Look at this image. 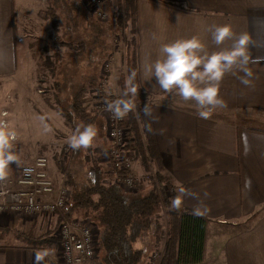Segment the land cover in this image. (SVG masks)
<instances>
[{
    "label": "crops",
    "instance_id": "0c3cea01",
    "mask_svg": "<svg viewBox=\"0 0 264 264\" xmlns=\"http://www.w3.org/2000/svg\"><path fill=\"white\" fill-rule=\"evenodd\" d=\"M134 1L138 83L149 96L162 173L182 206L210 220L204 257L193 264H264V0ZM22 2L0 0V82L18 73ZM225 23L237 35L247 32L252 56L261 59L250 64L251 86L224 75L219 95L227 106L205 120L192 103L171 99L147 80L142 64L156 59L161 43L180 37L196 35L210 51L229 48L232 38L215 45L207 31L209 25ZM55 223L51 214L24 217L0 211V264H33L39 250L49 253L44 264L58 258Z\"/></svg>",
    "mask_w": 264,
    "mask_h": 264
},
{
    "label": "trees",
    "instance_id": "16d2710c",
    "mask_svg": "<svg viewBox=\"0 0 264 264\" xmlns=\"http://www.w3.org/2000/svg\"><path fill=\"white\" fill-rule=\"evenodd\" d=\"M115 2L112 10L115 33L111 32L110 35L108 23L97 22L94 19V12L84 6L83 0H46L45 12L51 21L50 35L55 37L52 44L60 49L65 47L67 49L65 54L69 57L79 58L83 55L91 63L94 58L96 61L98 59L101 61L110 56L114 47H118L116 42L120 35L124 43L123 61L126 71L119 79L121 98L129 100L133 96L143 99L145 96L138 83L136 67L134 0H115ZM127 27L130 35L126 37ZM62 61L63 52L60 50H55L51 54L47 53L44 64L48 68V73L54 75L56 71L58 72ZM133 71L136 72V76L130 84L128 78ZM68 74L65 73L58 82L52 81L54 99H60V89L71 90L72 85L76 86L75 83L72 84V81L68 86L64 84V82L68 84L71 78H68ZM85 76V81L76 89L74 88L75 90L73 89L74 92L64 104L62 99L61 103H58L61 114L76 125L90 123L93 119L91 98L87 97V94L94 84L99 89L98 84L103 79L102 73L99 77L92 73ZM131 85L136 86V94L128 93L125 96ZM130 123L133 125L132 128L130 127L133 134L129 137L127 131L123 148L127 151L130 144L131 146L135 144L142 161L147 163L152 160L156 165V176L149 178L152 185L150 189L145 194L140 190L138 192L124 191L119 181L124 177L125 171L117 163L99 161L103 146L90 145L86 149L73 152L74 157L66 177V184L71 189L67 214L72 217V213H82L83 216L94 220L98 231L97 255L103 263L147 264L149 250L158 248L161 244L158 209L166 208L167 235L163 242L159 264L200 262L204 257L209 218L182 206L180 199L174 193L171 198L165 197L164 185L171 187L172 184L161 173L162 165L151 117L145 116L143 110L138 109ZM149 127L152 131L148 130ZM147 156L148 159H146ZM59 166L62 167V163H59ZM49 171L50 174L54 173ZM54 177L57 178L56 175ZM139 183L140 181H138V187ZM141 186L142 183L139 189H142ZM173 200L180 201L179 206H174ZM56 225L57 220L53 234Z\"/></svg>",
    "mask_w": 264,
    "mask_h": 264
},
{
    "label": "rangeland",
    "instance_id": "374dc122",
    "mask_svg": "<svg viewBox=\"0 0 264 264\" xmlns=\"http://www.w3.org/2000/svg\"><path fill=\"white\" fill-rule=\"evenodd\" d=\"M45 2L46 0H23L21 3V7L23 6V8L17 15V23L19 26L17 27L16 33L18 73L13 79L10 78L0 82V119L3 118L7 125L16 132V140L13 142V150L18 154L21 164L37 155H43L48 159L49 170L55 173L51 174L53 176L56 175V179H60V181H63L64 179L63 182L66 184L67 171L71 165L72 157H74V151L68 147L66 141L68 136L74 132L77 125L75 122L69 121L61 114L58 103H61L62 99L64 104L74 90L85 81V74L92 73L98 77L100 76V73L103 75L101 83L98 84L99 89L96 84H94L87 94V97L91 98L90 106L94 111L93 119L90 123L95 126L97 131V135L91 143V146H103L99 161L118 164V161H114L113 158L108 155L111 152L110 150H112L111 148L116 147L115 145L113 146V141L106 133L107 115L104 111V106H106V101L121 98L122 91L119 79L121 74H125L126 72L125 62L123 61L124 43L123 39L118 35L119 38L116 42L118 47H114L115 49L112 51V54L101 61H98L99 59L96 61L94 58L90 63L89 59L86 60V57L83 55H80L79 58L67 56L65 54L67 50L65 47L64 49H60L52 44L55 37L50 35L51 21L45 12ZM105 2V9L108 14L113 17L112 22H107L109 26V34L111 35V32L113 34L115 33V26H113L115 20L112 10L115 7L116 2L115 0H111L112 5L108 4L110 7L105 5ZM94 19L97 22H101L96 17H94ZM125 33L126 37L130 35L128 27L125 30ZM111 40L113 41V37H111ZM55 50L63 52V61L59 64L61 65L59 71H56L54 75H51L48 73V68L45 66L44 61L46 54H51ZM85 65H87V68ZM67 68H71L72 70L70 71ZM65 73H69L68 78H71L69 79L68 84H66V82H64V84L68 86L72 81V84L75 83L76 86L72 85L71 90L75 88L73 91L65 88L60 89V99L56 100L53 98L52 94V91H54L52 81L56 80L58 82L63 78ZM142 92L145 96L143 99H138L133 96L130 97L129 100L133 103L134 108L123 118L124 124H126L127 131L129 132V137L133 134L130 130V127H133L130 123L131 118H133V115H136L138 109L142 110L145 104H149V96L143 90ZM169 97L178 102L181 101V103L185 102L172 93H170ZM187 103L189 104L191 102ZM2 111H6L3 116H1ZM126 150V152H128L126 154H128L130 161L129 170L130 174L133 176L135 186L131 189L120 187L127 192H138V190H140L145 194L152 186L149 182V178L156 176V165L150 159L147 163L142 161L135 144L132 146L130 144L129 148ZM146 159H148V156ZM59 163H62V167L59 166ZM58 170L61 171L59 172ZM18 171L19 167L15 164L10 165L8 177L15 178ZM164 176L167 180L166 175ZM138 181H140L139 187L142 183V189H139ZM164 188H166L165 197L171 198L173 193L176 194L173 185L171 187H165L164 185ZM69 190L71 195L70 187ZM158 215V220L161 224L160 241L164 242L168 226L166 208L161 207L158 209ZM72 218L79 223H89V220L94 222L91 217L83 216L82 213H72ZM91 228L96 232L97 237L98 231L96 224L93 223ZM160 246L157 248L158 250L160 249ZM157 249L149 250V256H151L153 252H156ZM161 255L162 254L159 253V258L158 261H156V264H159Z\"/></svg>",
    "mask_w": 264,
    "mask_h": 264
},
{
    "label": "clouds",
    "instance_id": "9594fccd",
    "mask_svg": "<svg viewBox=\"0 0 264 264\" xmlns=\"http://www.w3.org/2000/svg\"><path fill=\"white\" fill-rule=\"evenodd\" d=\"M207 31L215 45H221L226 39L232 38L231 46L210 51L196 35L180 37L161 43L156 59L142 64L143 72L148 74L147 80H154L162 91L172 93L185 102H191L196 108V114L205 120L211 116L213 110L227 106L224 98L219 95L220 82L224 75H236L240 84L251 86L254 74L250 64L261 59L252 56L251 38L247 32L237 35L227 23L209 25ZM135 76L136 72L133 71L128 78L130 84ZM136 92V86L131 85L124 95H135ZM105 104V110L115 119L124 118L134 108L133 103L124 98L106 101ZM142 110L145 116L152 115L147 104ZM148 130L152 131L150 127ZM96 135L93 124L77 125L66 143L73 151L86 149ZM15 140L16 132L6 123H0V180L8 176L10 165L21 166L18 154L13 150ZM24 171L28 173L31 169L25 167ZM179 191L185 193L184 189ZM172 203L179 206L180 201L173 200ZM48 255L46 250L37 251L33 256V264H44Z\"/></svg>",
    "mask_w": 264,
    "mask_h": 264
},
{
    "label": "built area",
    "instance_id": "2783aa9c",
    "mask_svg": "<svg viewBox=\"0 0 264 264\" xmlns=\"http://www.w3.org/2000/svg\"><path fill=\"white\" fill-rule=\"evenodd\" d=\"M86 8L94 12L95 17L101 22L111 21L104 7L105 0H83ZM104 111L106 118V133L113 141L110 155L118 161L121 169L125 171L119 185L124 189H131L134 184L133 176L129 170L128 152L124 151L123 144L126 139V124L124 120L115 119L108 111ZM6 111L1 112L3 116ZM0 123H6L3 118ZM7 124V123H6ZM48 159L43 155L27 160L19 167L15 178L8 176L0 180V211H12L20 216L34 217L37 215L51 214L57 220L54 235L59 246L58 258L48 264H104L97 258L96 232L89 223H79L67 214L70 202L69 187L60 179L50 174ZM31 171L25 173L24 168ZM159 253L153 252L147 264H156Z\"/></svg>",
    "mask_w": 264,
    "mask_h": 264
}]
</instances>
